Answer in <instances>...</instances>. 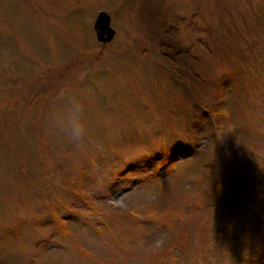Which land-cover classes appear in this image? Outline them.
Listing matches in <instances>:
<instances>
[{"label": "rangeland", "instance_id": "1", "mask_svg": "<svg viewBox=\"0 0 264 264\" xmlns=\"http://www.w3.org/2000/svg\"><path fill=\"white\" fill-rule=\"evenodd\" d=\"M63 95L85 104L80 148L54 123ZM253 155L264 0H0V264H264Z\"/></svg>", "mask_w": 264, "mask_h": 264}, {"label": "clouds", "instance_id": "2", "mask_svg": "<svg viewBox=\"0 0 264 264\" xmlns=\"http://www.w3.org/2000/svg\"><path fill=\"white\" fill-rule=\"evenodd\" d=\"M66 91L62 89L59 95L65 94ZM61 98L65 103L54 113V123L75 147L80 148L84 144L87 132L85 104L77 95H63Z\"/></svg>", "mask_w": 264, "mask_h": 264}, {"label": "water", "instance_id": "3", "mask_svg": "<svg viewBox=\"0 0 264 264\" xmlns=\"http://www.w3.org/2000/svg\"><path fill=\"white\" fill-rule=\"evenodd\" d=\"M111 17L105 11L100 12L95 23L98 39L107 42L114 35V29L110 26Z\"/></svg>", "mask_w": 264, "mask_h": 264}, {"label": "trees", "instance_id": "4", "mask_svg": "<svg viewBox=\"0 0 264 264\" xmlns=\"http://www.w3.org/2000/svg\"><path fill=\"white\" fill-rule=\"evenodd\" d=\"M261 184H263V185H264V182H261Z\"/></svg>", "mask_w": 264, "mask_h": 264}]
</instances>
